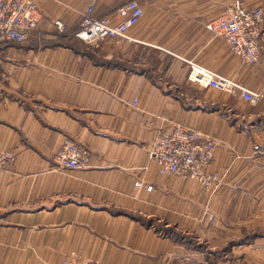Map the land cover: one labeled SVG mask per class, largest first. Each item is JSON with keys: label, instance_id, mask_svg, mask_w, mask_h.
Listing matches in <instances>:
<instances>
[{"label": "crops", "instance_id": "0c3cea01", "mask_svg": "<svg viewBox=\"0 0 264 264\" xmlns=\"http://www.w3.org/2000/svg\"><path fill=\"white\" fill-rule=\"evenodd\" d=\"M126 1L37 0L44 17L30 38L0 43V150L13 153L0 169V264H63L71 256L81 264H207L177 230L201 228L204 204H226L227 192L264 185V96L241 119L237 94L227 110L215 88L188 79L192 60L264 95V46L247 65L206 28L232 0H139L145 14L130 38L72 37L88 51L59 43L48 21L61 19L73 32L89 4L101 16ZM262 37L264 45V28ZM123 64L155 65L156 81ZM179 87L197 107L173 93ZM173 122L221 139L208 189L161 174L150 158ZM66 138L91 150L87 166L55 165Z\"/></svg>", "mask_w": 264, "mask_h": 264}, {"label": "built area", "instance_id": "2783aa9c", "mask_svg": "<svg viewBox=\"0 0 264 264\" xmlns=\"http://www.w3.org/2000/svg\"><path fill=\"white\" fill-rule=\"evenodd\" d=\"M145 10L139 0H128L106 15L99 16L95 3L87 6L81 21L72 33L89 44H99L108 39L130 38L128 32L143 18ZM44 17L37 0H0V43L24 41L37 29ZM59 34L69 32L61 19L48 20ZM206 28L225 40L231 54L244 64L259 61L263 50L264 7L252 6L245 0H232L220 15L206 23ZM188 79L200 87L215 88L235 93L249 104H258L263 93L198 62L189 60ZM222 144L219 137L202 132L179 122L163 129L153 141L149 156L159 165L163 175H174L188 180H198L208 189L216 174L207 167L213 161L217 148ZM91 150L73 139L66 138L55 152L54 162L61 168L87 166ZM13 159V153L0 150V169ZM152 189V185L147 187ZM63 264H81L71 256Z\"/></svg>", "mask_w": 264, "mask_h": 264}, {"label": "rangeland", "instance_id": "374dc122", "mask_svg": "<svg viewBox=\"0 0 264 264\" xmlns=\"http://www.w3.org/2000/svg\"><path fill=\"white\" fill-rule=\"evenodd\" d=\"M60 36L75 37L72 32ZM214 91L225 98L227 110L230 102L236 101L235 93L217 89ZM222 102L220 99L214 104ZM240 104L237 112L241 119V112H251L258 105L249 104L244 100H240ZM232 112L236 111L233 109ZM260 117L262 118V115ZM245 120L251 119L246 115ZM259 182H264V174L260 176ZM227 195H230V198L221 206L204 204L202 210L205 213H201L204 214L201 228L190 231L178 229V241L183 246L197 250L207 264H264V185L252 184L241 190L227 192ZM205 220L207 221L204 224Z\"/></svg>", "mask_w": 264, "mask_h": 264}, {"label": "trees", "instance_id": "16d2710c", "mask_svg": "<svg viewBox=\"0 0 264 264\" xmlns=\"http://www.w3.org/2000/svg\"><path fill=\"white\" fill-rule=\"evenodd\" d=\"M59 39V43L65 45V46H68V47H72L76 50H79V51H88V49H86L84 47V45H82L80 43V41L78 40H73L70 36H59L58 37ZM128 70L130 71H135V72H140V73H143V74H147L149 77L153 78V80L156 81V75H155V71H156V66L155 65H148V66H143V65H138V64H123ZM186 92V88L185 87H179V88H174L173 89V93L182 100V102L185 104V105H188V106H191V107H197V104L195 103V101L193 102V100L191 101H188L186 99V96L185 95H182ZM188 93V91H187ZM192 96H203L201 95L200 92L196 91V92H193L191 93ZM194 94V95H193ZM218 106V104H211L209 103V109H215L216 107Z\"/></svg>", "mask_w": 264, "mask_h": 264}]
</instances>
